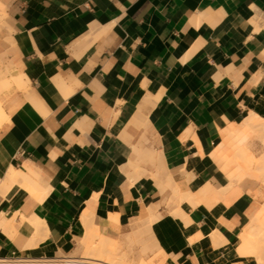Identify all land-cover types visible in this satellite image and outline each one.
Instances as JSON below:
<instances>
[{"label": "crops", "instance_id": "1", "mask_svg": "<svg viewBox=\"0 0 264 264\" xmlns=\"http://www.w3.org/2000/svg\"><path fill=\"white\" fill-rule=\"evenodd\" d=\"M0 1L16 84L9 117L0 97L1 264L80 254L89 219L153 235L162 264H255L236 241L259 178L228 206L180 193L227 182L210 156L222 129L264 117V0ZM12 169L42 187L4 184Z\"/></svg>", "mask_w": 264, "mask_h": 264}, {"label": "bare ground", "instance_id": "2", "mask_svg": "<svg viewBox=\"0 0 264 264\" xmlns=\"http://www.w3.org/2000/svg\"><path fill=\"white\" fill-rule=\"evenodd\" d=\"M2 6L3 3L0 1V9L2 8ZM2 113L3 112L0 99V123L3 118ZM227 122H229L228 119ZM254 135H257V142L260 143L262 148V152L260 153L259 157L256 156V152L254 153V146H252V144L250 143V140L252 136L254 137ZM221 138V142L216 145L213 151L210 152V156L222 167L228 181L223 183V185L219 188L214 187L210 183H205L195 191H182L180 193L181 197L178 196V198L180 197V200L187 199L192 206L203 204L210 208L220 201L228 206L240 194L241 188L239 186V182L244 177L252 176L264 180L263 174H261L262 176L257 174V171L258 173L264 171V117L261 115V113L249 108L246 111L245 117L239 123H230L226 128L222 129ZM200 153L202 154L201 149ZM135 162L136 161H134V163ZM2 182L8 185L18 182H24L30 188L42 187L37 181L33 180L29 174L15 169H12V171L3 178ZM1 187H3L2 184ZM174 188L178 189L177 187ZM175 199L177 198L175 197ZM87 212L86 215H82L83 219L85 218V216L88 217L89 214H91L89 216L93 215L92 213ZM177 213H179V216L182 217L184 222H186V212L183 209L179 208ZM263 213L264 207L262 208L256 204V206L252 210L251 215L248 216V218L243 222L242 232L239 234L236 241V251L240 255L252 257L255 264H264ZM112 215L113 214H110L111 219H116V217ZM87 219L88 218H86V221ZM154 219V216L150 217L148 226ZM89 221L86 222V233L77 241L78 249L75 251V253L80 254H73L59 258H24L23 260L21 259L19 261H21L22 264H37L41 261L47 263H50L52 261H59L62 264H162V259L157 263L154 257L150 258L147 257V255L145 256V253L154 251L157 247L156 239L153 235L145 237L143 236L140 229H134L126 234L122 239H113L102 235L99 232L97 226H95V228H93V225H90V227L92 228L88 227ZM223 239V237L218 238L219 241ZM218 240L217 242H219ZM135 243H140L139 245H141V253H136L137 255H133L131 253V250L133 249V245ZM219 243L222 244L223 241ZM81 252H83V254ZM163 259L165 260V258ZM4 261L8 262L7 260ZM2 262L0 260V264Z\"/></svg>", "mask_w": 264, "mask_h": 264}, {"label": "rangeland", "instance_id": "3", "mask_svg": "<svg viewBox=\"0 0 264 264\" xmlns=\"http://www.w3.org/2000/svg\"><path fill=\"white\" fill-rule=\"evenodd\" d=\"M0 13H1V17H0V97L2 98V103H3L4 109H5L6 113L8 114V117H9V114L14 107V103H12L8 99L7 91L11 88L12 85L15 84L11 80L15 65L11 61L12 27H11V15H10L9 7L6 4L5 5L3 4L2 8L0 9ZM253 134H255V133H253ZM256 137H257V135L256 136L254 135V137L252 136L250 143L252 144V146H254V147L256 146L255 148L253 147L254 153L256 152V156L259 157L260 153L262 152V148H261L260 143L257 142L258 138L256 139ZM144 141H148V139L146 137H144ZM257 174L260 176H262L261 174H263V176H264V171H261V173H258V171H257ZM247 177H250V176H247ZM248 184L250 186H252L253 189L250 191L245 189L243 192H246L247 195L250 196L252 203L257 202V205L263 208L264 207V180L260 179V180L254 181V182L251 181V182H248ZM248 214H250V212H248ZM248 214H247V216H249ZM263 215H264V213H263ZM139 244L140 243H137V244L135 243L133 245V249H132L133 251L131 250V253L133 255H137L141 251L140 250L141 245H139ZM83 252H81V253L83 254ZM150 252H152L153 256L156 255L154 253V251H150ZM145 256H146V253H145ZM150 258H153V257H150ZM37 264H62V263L59 261H52L50 263L41 261V262H38Z\"/></svg>", "mask_w": 264, "mask_h": 264}]
</instances>
